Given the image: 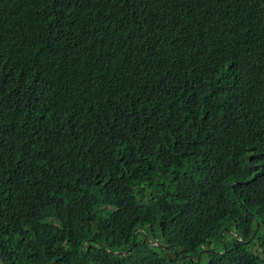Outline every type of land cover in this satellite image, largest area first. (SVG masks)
<instances>
[{"label": "trees", "instance_id": "16d2710c", "mask_svg": "<svg viewBox=\"0 0 264 264\" xmlns=\"http://www.w3.org/2000/svg\"><path fill=\"white\" fill-rule=\"evenodd\" d=\"M262 229L264 0H0V264H264Z\"/></svg>", "mask_w": 264, "mask_h": 264}, {"label": "clouds", "instance_id": "9594fccd", "mask_svg": "<svg viewBox=\"0 0 264 264\" xmlns=\"http://www.w3.org/2000/svg\"><path fill=\"white\" fill-rule=\"evenodd\" d=\"M208 158L209 159H211V160H217L218 161V159L217 158H215L213 155H212V153H210L209 152V155H208ZM260 227H259V225H257V229H259ZM143 229V228H142ZM144 230V229H143ZM231 230V232L233 233V235H235V229H230ZM137 231V230H136ZM228 230H226V232H227ZM138 232H142V231H137V233ZM136 233V234H137ZM144 233H145V237H143V239H145L152 247H154L155 249H157V250H159V251H156L155 252V254L158 256V257H162V256H164V253L167 255V257H168V259H169V261H170V257H169V255H168V252H167V250H169L170 251V254H171V258L172 259H176L177 260V258H173L172 257V255H176V253H172V251L170 250V248H168L167 246H165V245H163V244H161L158 240L156 241V243H154L153 242V240L151 241V242H149L148 241V237H147V235H149L148 233H146L145 232V230H144ZM225 233V232H224ZM223 233V234H224ZM134 247H135V240H134V243H133V246H132V249H134ZM206 249H207V251H206ZM211 248H209L208 246H206V245H204L203 247H202V252L203 253H201L200 255H198L196 258H197V263L198 264H201L202 263V259L204 258L205 259V254H207L208 253V250H210ZM129 254V251H125V252H116L115 253V256H119V257H122V256H126V255H128ZM188 258H190V259H192V257H190V256H188ZM206 260V259H205ZM192 261H193V259H192ZM173 262H175V261H173ZM196 263V264H197Z\"/></svg>", "mask_w": 264, "mask_h": 264}, {"label": "rangeland", "instance_id": "374dc122", "mask_svg": "<svg viewBox=\"0 0 264 264\" xmlns=\"http://www.w3.org/2000/svg\"><path fill=\"white\" fill-rule=\"evenodd\" d=\"M262 232L264 233V229H262ZM225 240L227 241V242H230L231 240H232V236H233V233L231 232V231H225ZM153 242H156V239H154L153 240ZM217 243L216 244H214L212 247H211V250H213V251H216V250H218L219 249V247L221 246V243H220V241H216ZM206 251H207V249H206ZM205 259L203 258L202 259V263L201 264H207L208 263V260H209V255L208 254H205ZM193 262L196 264L198 261H197V259H195V260H193Z\"/></svg>", "mask_w": 264, "mask_h": 264}, {"label": "flooded vegetation", "instance_id": "af4514ba", "mask_svg": "<svg viewBox=\"0 0 264 264\" xmlns=\"http://www.w3.org/2000/svg\"><path fill=\"white\" fill-rule=\"evenodd\" d=\"M147 237H148L149 242H151L153 239H156V241L158 240L157 237L153 233H150V235H147ZM154 243H156V242H154Z\"/></svg>", "mask_w": 264, "mask_h": 264}, {"label": "water", "instance_id": "95a60500", "mask_svg": "<svg viewBox=\"0 0 264 264\" xmlns=\"http://www.w3.org/2000/svg\"><path fill=\"white\" fill-rule=\"evenodd\" d=\"M137 231H142V232H144V230H143L142 228H139ZM137 231H136V233H137ZM167 252H168V255H169V257H170V262H173V261H175L176 259H172V258H171L170 251H169V250H167Z\"/></svg>", "mask_w": 264, "mask_h": 264}, {"label": "bare ground", "instance_id": "6f19581e", "mask_svg": "<svg viewBox=\"0 0 264 264\" xmlns=\"http://www.w3.org/2000/svg\"><path fill=\"white\" fill-rule=\"evenodd\" d=\"M236 185H237V184H236ZM236 185H235V186H236ZM236 235H237V234H236ZM254 235H255V234H254ZM227 241H228V240H227Z\"/></svg>", "mask_w": 264, "mask_h": 264}]
</instances>
